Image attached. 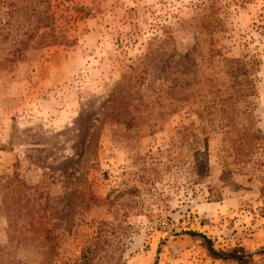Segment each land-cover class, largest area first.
Listing matches in <instances>:
<instances>
[{
  "label": "rangeland",
  "instance_id": "obj_1",
  "mask_svg": "<svg viewBox=\"0 0 264 264\" xmlns=\"http://www.w3.org/2000/svg\"><path fill=\"white\" fill-rule=\"evenodd\" d=\"M190 232L264 264V0H0V264H231Z\"/></svg>",
  "mask_w": 264,
  "mask_h": 264
},
{
  "label": "trees",
  "instance_id": "obj_2",
  "mask_svg": "<svg viewBox=\"0 0 264 264\" xmlns=\"http://www.w3.org/2000/svg\"><path fill=\"white\" fill-rule=\"evenodd\" d=\"M190 235H196L202 239L203 244L205 245L208 254L213 259L221 260L225 263L231 264H251L253 253L247 251L242 246H234L230 247L226 250L215 249L212 245V242L207 239L204 235L199 233L190 232ZM260 251H263L260 250ZM90 259L87 257V250L84 251L79 259V261L75 264H89Z\"/></svg>",
  "mask_w": 264,
  "mask_h": 264
}]
</instances>
